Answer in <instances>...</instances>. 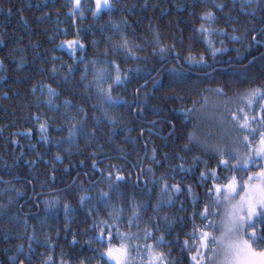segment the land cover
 Instances as JSON below:
<instances>
[{
	"label": "trees",
	"instance_id": "trees-1",
	"mask_svg": "<svg viewBox=\"0 0 264 264\" xmlns=\"http://www.w3.org/2000/svg\"><path fill=\"white\" fill-rule=\"evenodd\" d=\"M112 2L93 17L94 0L82 1L83 16L72 14L71 0H0V264H107L95 239L104 226L93 227L112 223L102 193L123 209L119 230L139 237L132 245L163 236L156 250L191 264L183 242L202 223L193 212L212 186L194 157L216 165L195 140L193 118L210 98L235 109L249 89L264 87V0ZM206 12L213 21L202 19ZM125 38L135 57L116 50ZM69 40L84 48L73 55ZM106 60L127 77L112 85L111 103L93 81L91 62ZM164 182L181 190L157 213ZM117 184L120 196L110 188ZM134 203L146 210L129 228Z\"/></svg>",
	"mask_w": 264,
	"mask_h": 264
},
{
	"label": "snow or ice",
	"instance_id": "snow-or-ice-1",
	"mask_svg": "<svg viewBox=\"0 0 264 264\" xmlns=\"http://www.w3.org/2000/svg\"><path fill=\"white\" fill-rule=\"evenodd\" d=\"M71 5L73 15L79 10V15L83 16L81 0H71ZM113 7L112 0H94L91 14L93 17H99L104 12L110 13ZM216 7L222 10L225 5L219 4ZM8 11L10 13L11 9ZM202 19L213 21L214 13L206 12ZM115 27L118 29L119 25ZM199 31L211 34L213 29L202 24ZM232 39L239 37L233 36ZM65 43L73 55L77 50L84 48L79 40H69ZM208 43L211 45L210 40ZM115 48L117 51L123 50L126 56L135 57L133 46L127 38L115 45ZM221 51L225 49H214L212 55L215 56ZM160 52L163 54L165 49L161 48ZM91 63L94 65L93 81L98 93L106 103L114 102L116 98L112 95V85L122 84L127 79L126 75L121 74L120 66L114 60L104 61L105 66L101 67H95L96 61ZM182 75L176 73V78L179 79ZM109 81L112 83H108ZM105 84L108 85L107 88L104 87ZM217 92L223 94V89H217ZM225 112L226 117L222 118L221 123L230 125L234 134H229L228 143L205 146L204 149L206 153L211 150L214 154L215 167H210L208 161L200 157H194V167L204 164L208 169L200 173L201 180L210 179L212 186L206 190L209 202L204 203L202 210L193 212V220L198 215L202 223L199 226L193 225L192 232L183 242L182 251L186 250L190 254L188 259L191 264H264V87L249 89L240 97V103L235 109L225 108ZM40 129L42 132L45 131V125L40 124ZM92 166L94 168L97 166L95 161ZM180 167L184 171H191L183 169L182 165ZM108 176L110 178L112 172H109ZM116 180L122 181L123 177L117 175ZM119 187V184L115 187L110 185L111 191L118 196L122 195ZM180 190L178 185L169 186L164 182L160 189V198L153 210L158 213L165 204L170 206L172 202L170 193L172 191L178 193ZM191 191L189 186L188 192ZM83 199L82 197L81 200ZM102 199L104 206L112 208V212L109 213L112 223L101 220L93 225L94 228L104 226L95 238L97 244L104 248L100 253V259L106 260L107 264H133L132 251L136 250L138 253L139 245H131L130 241L139 237L119 230L123 209L112 205L108 193H102ZM192 203L196 205L198 201L194 198ZM132 207V218L126 221L129 228L137 226L136 221L140 219L141 210H146L144 206L136 203ZM164 219L167 221L169 218ZM150 236L151 233L145 229L143 238L147 240ZM117 238L119 243L114 246L112 241ZM164 243H166L164 237L161 236L155 246L145 245L148 253L147 264H173L172 261L165 259V253L156 250Z\"/></svg>",
	"mask_w": 264,
	"mask_h": 264
},
{
	"label": "rangeland",
	"instance_id": "rangeland-1",
	"mask_svg": "<svg viewBox=\"0 0 264 264\" xmlns=\"http://www.w3.org/2000/svg\"><path fill=\"white\" fill-rule=\"evenodd\" d=\"M225 108H228L225 101L210 98L201 110L196 112L193 119L195 120V131L197 133L195 140L198 144L212 146L209 138H214L215 144L229 142V134L234 133L230 125L221 123L222 118L226 117ZM205 146L203 147L205 148ZM130 244H133V240L130 241ZM134 252L132 251L133 264H147L146 257L148 253L144 244L139 247L138 253L136 250Z\"/></svg>",
	"mask_w": 264,
	"mask_h": 264
}]
</instances>
